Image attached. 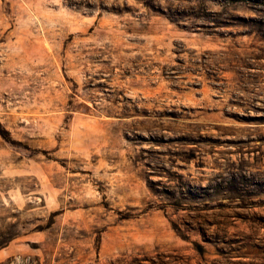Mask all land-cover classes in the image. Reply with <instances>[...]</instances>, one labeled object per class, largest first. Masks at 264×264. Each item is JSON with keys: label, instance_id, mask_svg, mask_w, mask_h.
I'll return each mask as SVG.
<instances>
[{"label": "rangeland", "instance_id": "obj_1", "mask_svg": "<svg viewBox=\"0 0 264 264\" xmlns=\"http://www.w3.org/2000/svg\"><path fill=\"white\" fill-rule=\"evenodd\" d=\"M0 264H264V0H0Z\"/></svg>", "mask_w": 264, "mask_h": 264}]
</instances>
